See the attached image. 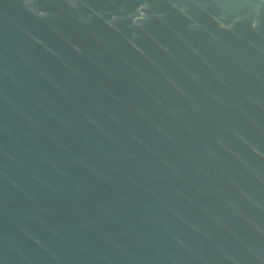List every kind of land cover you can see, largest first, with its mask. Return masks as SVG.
<instances>
[{
	"label": "water",
	"instance_id": "95a60500",
	"mask_svg": "<svg viewBox=\"0 0 264 264\" xmlns=\"http://www.w3.org/2000/svg\"><path fill=\"white\" fill-rule=\"evenodd\" d=\"M0 264H264V0H0Z\"/></svg>",
	"mask_w": 264,
	"mask_h": 264
}]
</instances>
